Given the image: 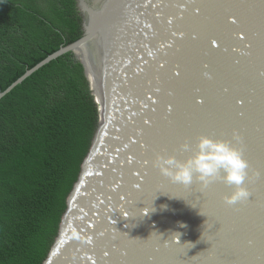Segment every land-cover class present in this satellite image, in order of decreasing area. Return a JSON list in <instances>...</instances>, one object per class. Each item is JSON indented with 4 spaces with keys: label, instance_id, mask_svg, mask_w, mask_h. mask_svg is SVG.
Here are the masks:
<instances>
[{
    "label": "water",
    "instance_id": "water-1",
    "mask_svg": "<svg viewBox=\"0 0 264 264\" xmlns=\"http://www.w3.org/2000/svg\"><path fill=\"white\" fill-rule=\"evenodd\" d=\"M75 5L81 36L0 92L70 52L98 105L41 264H264V0ZM201 136L242 151L247 201L154 166L188 159Z\"/></svg>",
    "mask_w": 264,
    "mask_h": 264
},
{
    "label": "trees",
    "instance_id": "trees-1",
    "mask_svg": "<svg viewBox=\"0 0 264 264\" xmlns=\"http://www.w3.org/2000/svg\"><path fill=\"white\" fill-rule=\"evenodd\" d=\"M81 33L75 0H0V92ZM97 122L70 52L0 97V264H41Z\"/></svg>",
    "mask_w": 264,
    "mask_h": 264
},
{
    "label": "clouds",
    "instance_id": "clouds-1",
    "mask_svg": "<svg viewBox=\"0 0 264 264\" xmlns=\"http://www.w3.org/2000/svg\"><path fill=\"white\" fill-rule=\"evenodd\" d=\"M183 148L188 150L189 145ZM154 166L173 183L184 186L191 185L195 180L207 188L217 180L223 181L233 187L231 194L223 198L228 205L247 201L250 197L244 186L249 163L243 158L240 149L223 140L201 136L196 143L195 154L188 159L180 161L174 156L157 155Z\"/></svg>",
    "mask_w": 264,
    "mask_h": 264
},
{
    "label": "snow or ice",
    "instance_id": "snow-or-ice-1",
    "mask_svg": "<svg viewBox=\"0 0 264 264\" xmlns=\"http://www.w3.org/2000/svg\"><path fill=\"white\" fill-rule=\"evenodd\" d=\"M241 103H242V101H241ZM146 207V206H145ZM150 209V208H149ZM105 255H107V254H105Z\"/></svg>",
    "mask_w": 264,
    "mask_h": 264
}]
</instances>
